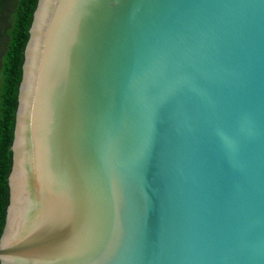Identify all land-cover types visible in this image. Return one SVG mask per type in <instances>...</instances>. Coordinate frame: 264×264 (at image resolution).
Instances as JSON below:
<instances>
[{
  "label": "water",
  "instance_id": "1",
  "mask_svg": "<svg viewBox=\"0 0 264 264\" xmlns=\"http://www.w3.org/2000/svg\"><path fill=\"white\" fill-rule=\"evenodd\" d=\"M0 264H264V0H38Z\"/></svg>",
  "mask_w": 264,
  "mask_h": 264
},
{
  "label": "trees",
  "instance_id": "2",
  "mask_svg": "<svg viewBox=\"0 0 264 264\" xmlns=\"http://www.w3.org/2000/svg\"><path fill=\"white\" fill-rule=\"evenodd\" d=\"M38 0H0V240L10 202L12 145L26 45Z\"/></svg>",
  "mask_w": 264,
  "mask_h": 264
}]
</instances>
